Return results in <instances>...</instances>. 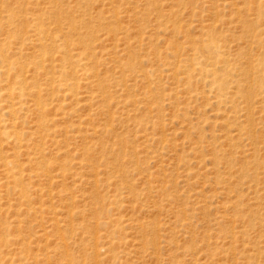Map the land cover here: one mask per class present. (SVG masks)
I'll list each match as a JSON object with an SVG mask.
<instances>
[{"label": "rangeland", "instance_id": "obj_1", "mask_svg": "<svg viewBox=\"0 0 264 264\" xmlns=\"http://www.w3.org/2000/svg\"><path fill=\"white\" fill-rule=\"evenodd\" d=\"M5 2L88 44L76 90L49 80L61 60L28 64L44 131L34 95L14 116L0 96L20 136L0 134V264H264V0Z\"/></svg>", "mask_w": 264, "mask_h": 264}, {"label": "bare ground", "instance_id": "obj_2", "mask_svg": "<svg viewBox=\"0 0 264 264\" xmlns=\"http://www.w3.org/2000/svg\"><path fill=\"white\" fill-rule=\"evenodd\" d=\"M4 2H5V0H0V96L3 98L6 95H9L10 98H12V99L14 98V100L11 99L10 100L11 102L9 101L10 104L7 105L8 107H10L9 110H10L11 116H14L16 111H22L23 106H25V105H23L24 99H25L24 97L28 94L34 95L35 96V98H33V100L35 101L34 104L39 108V112H40V114L37 113L38 117H39L40 125H41L40 127L44 131L46 126H47L45 115H46L47 104H48V101L45 99V96H44L45 93L44 92L46 91L47 93H49V91L47 90V88H45L43 86L42 83L41 84H40V82L38 83L37 80L33 81L32 80L33 77H32V79L31 78L29 79L30 75L27 76V74H25L26 71L28 70L27 66H28V64L30 65V63H33L34 65L39 64L41 67L45 68V63H44L45 58H46L45 55H48L49 58H47V59H49V61H51V63H52L51 69H53L52 73L54 75V73L56 72L54 70L56 65L53 62H55L56 59L61 60V61H59L61 63L58 64L59 68L57 70V73L59 74V76L55 79V76L51 75L52 77L49 80L53 83L55 81H57L58 90L60 89V86H63V89H74L78 86V82L76 79V76H77L76 72L78 70H76V69L75 70L74 69L69 70L68 69V67L73 68L72 63H74L73 55H72L73 52L71 53L72 49L70 47L73 44H75V40L78 41L77 44L79 43V44H82L84 46L86 44H88V42L86 43V41H87V40H85L86 36H82L79 31H78L79 32L78 37L73 38V36H75V34L77 33V31H75L76 24H75V21L71 20L70 18H69V20H70L69 21L68 17H66L68 26L66 29H64V32H63V27L60 25L59 31H62L63 33L62 34H54V33H51L52 32L51 30L47 29L48 26L47 27L45 26L46 22H44V19L40 16L34 17V19L30 18V22H31V19H32V22H31V24H29V26H27L28 24L24 25L22 22V19L21 20L19 19L21 17L18 18V16L15 15V11H12L11 9L9 10L8 8H6L7 6L6 7L4 6L6 4L3 5ZM25 20L29 21L27 19V16H26ZM58 24H59V22H58ZM8 25L11 26V28L6 31L9 33H7L8 35L6 34V36L4 37L3 34L6 32H3V30ZM78 26H81V25H78ZM81 28H83V27H81ZM72 29H74V30H72ZM49 33H50V36H49ZM1 34L3 35V38H1V36H2ZM32 34L34 36L35 35L38 36V40H40V44L38 43L40 48H39V52L36 56V59H32L29 62H23V63H22V61H20L21 60L20 58H19L20 60L19 59L15 60L13 58L15 53H13V51H11V50H13L12 49L13 45L20 42L19 40H22V41L26 40L27 37H29L28 35L32 36ZM88 34H90L89 31L87 32V35ZM89 37L90 36L88 35V37L86 39L91 40V39H89ZM43 39H46V40L50 39V42H48V41L44 42ZM11 44H13V45L11 46V50H10ZM73 46H75V45H73ZM91 47H93V46H91ZM77 49H79V47ZM89 49H90V47H89ZM56 55H58V56L56 57ZM87 55H88L87 57L89 59H91L93 57V54H91V52L87 53ZM91 55H92V57H91ZM86 61H88V59ZM90 61L91 60H89L88 62H90ZM87 65H89V64L88 63L84 64V66H87ZM47 71H48V69H47ZM39 75H41V74H39ZM35 79H38V78L36 77ZM3 81H4V83L5 82L6 83L3 84L2 83ZM34 88H36V89L33 91ZM6 90H8V92ZM53 90H54V88H53ZM74 90H76V89H74ZM71 94H73V93H71ZM60 97H62V95ZM247 97H250V95ZM15 98H17L18 101H15ZM17 103L20 105V107L15 108V105ZM4 107L5 106L3 105V103L0 104V108H4ZM6 121L5 122L3 121L4 123L2 125L0 124V126H2V129H0V134L2 135L1 138H6L8 140L12 139L13 142L14 141L18 142L20 140V136H19V132L16 131V129H18L16 122H13L12 124L7 125ZM11 127H13V129H11ZM37 127H39V126H37ZM41 128H39V129H41ZM38 151H37V153H38ZM0 159H3V158L0 157ZM3 160L5 162V159H3ZM14 164H15L14 160H11V159L7 160L6 165L9 168L13 169V167H15ZM45 166H47V165H45ZM45 170H47L46 167H45ZM14 174L15 173L13 172L12 176H14L16 178V174H18V172L15 175ZM23 193H25L24 190H23ZM1 239L4 240L5 237H1ZM4 241H6V240H4Z\"/></svg>", "mask_w": 264, "mask_h": 264}]
</instances>
